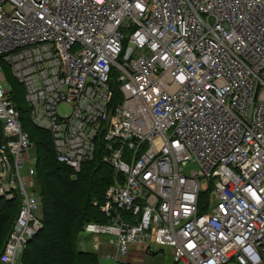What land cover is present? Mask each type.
<instances>
[{"label": "built area", "instance_id": "obj_1", "mask_svg": "<svg viewBox=\"0 0 264 264\" xmlns=\"http://www.w3.org/2000/svg\"><path fill=\"white\" fill-rule=\"evenodd\" d=\"M0 59L59 161L77 172L98 145L115 171L109 222L84 226L113 264L133 246L264 264V0H0ZM0 121V198L19 200L0 264H21L42 197L1 65Z\"/></svg>", "mask_w": 264, "mask_h": 264}, {"label": "trees", "instance_id": "obj_2", "mask_svg": "<svg viewBox=\"0 0 264 264\" xmlns=\"http://www.w3.org/2000/svg\"><path fill=\"white\" fill-rule=\"evenodd\" d=\"M1 62V61H0ZM1 65V63H0ZM2 66V65H1ZM113 77V76H112ZM8 77L10 97L20 113L23 130L34 145L37 192L42 197L43 226L28 242L20 258L21 264H98L99 256L91 249L80 246L79 235L88 222L106 224L110 217L100 210L105 189L113 182L115 171L101 160L97 145L91 161L79 171L57 159L51 135L38 127L28 129V107L20 101L19 90ZM111 80L114 91L112 103L121 95ZM0 121V145L4 142ZM19 209L17 197L0 198V253ZM156 253V252H155ZM121 264H128L122 262Z\"/></svg>", "mask_w": 264, "mask_h": 264}, {"label": "rangeland", "instance_id": "obj_3", "mask_svg": "<svg viewBox=\"0 0 264 264\" xmlns=\"http://www.w3.org/2000/svg\"><path fill=\"white\" fill-rule=\"evenodd\" d=\"M0 63H1V67L3 69V72L5 74L6 79L8 77L11 76V80H9V82L13 83V85H15L17 87V89L19 90L18 94L20 96V101L22 100L23 104L26 103L25 98H24V86L22 84H20L17 80H15V78L12 75V68L11 65H9L7 62H4L0 59ZM27 105V104H26ZM26 127L28 129L35 127V125L30 121L29 116H28V120L26 122ZM194 169L193 165H188L185 168V172L188 173L190 170ZM208 199V195L207 192L203 193L201 196V200H205ZM110 239H115L113 235L110 234H101L99 235V240L100 241H108ZM79 240H80V246L83 249H91L97 252L98 256H101L102 254H100V248L99 250L96 248L97 246V241L94 239V237H91L89 233H87L86 231H82L79 235ZM109 245V244H106ZM170 249L168 246H163L162 250L159 254V256L163 257L162 255L164 253H168L169 254ZM168 254H164L166 256H168ZM147 263H150L148 260L146 261ZM98 264H113V261L110 258H104V257H100L99 258V263ZM226 264H237L235 261H231L229 263Z\"/></svg>", "mask_w": 264, "mask_h": 264}, {"label": "crops", "instance_id": "obj_4", "mask_svg": "<svg viewBox=\"0 0 264 264\" xmlns=\"http://www.w3.org/2000/svg\"><path fill=\"white\" fill-rule=\"evenodd\" d=\"M99 252L100 254H102L101 256H99V258H110L114 262L113 257L108 256L114 254L115 249L113 248V246H111L110 244H102ZM160 252L161 250L156 253L146 254L141 247L133 246L126 257V262L128 264H141L147 263L146 261L148 260L150 262L149 264H171L170 254L164 253L168 254V256L163 254V257H161L159 256Z\"/></svg>", "mask_w": 264, "mask_h": 264}]
</instances>
